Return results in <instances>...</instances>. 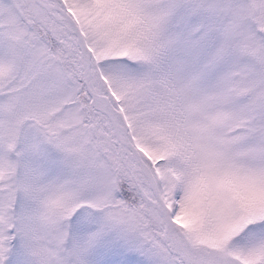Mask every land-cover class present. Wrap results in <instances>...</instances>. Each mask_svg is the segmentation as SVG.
I'll return each mask as SVG.
<instances>
[{
    "label": "snow or ice",
    "instance_id": "obj_1",
    "mask_svg": "<svg viewBox=\"0 0 264 264\" xmlns=\"http://www.w3.org/2000/svg\"><path fill=\"white\" fill-rule=\"evenodd\" d=\"M0 264H264V0H0Z\"/></svg>",
    "mask_w": 264,
    "mask_h": 264
}]
</instances>
